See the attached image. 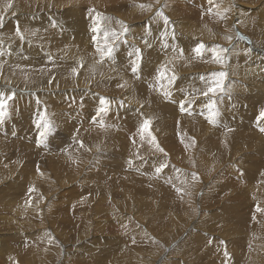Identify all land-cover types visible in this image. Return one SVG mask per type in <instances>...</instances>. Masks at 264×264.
Listing matches in <instances>:
<instances>
[{
  "label": "rangeland",
  "instance_id": "374dc122",
  "mask_svg": "<svg viewBox=\"0 0 264 264\" xmlns=\"http://www.w3.org/2000/svg\"><path fill=\"white\" fill-rule=\"evenodd\" d=\"M97 13L110 19L93 33ZM0 16V93H15L0 126V264H264V0H0ZM118 22L129 31L101 60ZM199 43L227 48L224 63L195 57ZM162 65L177 76L167 98L149 87ZM221 71L224 91L204 97ZM42 115L54 130L37 146ZM145 120L164 152L140 139Z\"/></svg>",
  "mask_w": 264,
  "mask_h": 264
},
{
  "label": "snow or ice",
  "instance_id": "6c2138e0",
  "mask_svg": "<svg viewBox=\"0 0 264 264\" xmlns=\"http://www.w3.org/2000/svg\"><path fill=\"white\" fill-rule=\"evenodd\" d=\"M157 2H159V0H157ZM208 2L211 4V3H213V0H208ZM8 7L10 8L11 4H9ZM139 7L142 9L151 8V5L141 4V5H139ZM228 10L229 9H224L223 12L217 11L216 14L218 16H220L221 18H224V14ZM209 11H211V10H209ZM156 15L163 19L165 25H167L169 23L168 18L163 16L162 11H158ZM101 19L109 20L110 18L109 17H101L100 14L97 13L93 27L91 29L93 33H97L100 31L99 21ZM118 23L121 24L123 32L120 34H117L114 31H110L108 29H105L104 30V46L101 47V46H99V44L97 45L96 51L100 54L101 60H103L105 56H107L108 58H112V56H113L114 48L112 47V45H110L108 43L109 37H111L113 40L119 39L121 36H126L128 31H129L127 25H124L123 22H118ZM2 24H3V16H0V26H2ZM32 34L34 35L35 33L33 32ZM16 35L20 38L21 41L24 40V35L19 30V27H17ZM173 38H175L174 33H173ZM93 39L96 40V37L94 36ZM227 39L231 40V37H227ZM125 43H126V41H125ZM145 43H147V41H145ZM205 51H211L213 62L223 64L225 61L224 54L226 52H228V49L222 48L219 46L213 47L211 49H207L206 45L203 43L197 44V46L193 49V52L195 53V57H197V58L203 57ZM0 55H3V53H0ZM132 55H135V59L132 60V62H131V64H132L131 72L134 76H136V78H139L138 73H139L141 62L143 60V55H142L141 50L139 48H135V47H133L132 52H129V56H132ZM75 71L76 70L73 69V72H75ZM226 75H227V73H225L223 71L214 74L213 78L208 83L206 91H203L202 95L204 97H209V94H211L212 96H215L218 92H223L224 91L223 84H224V79H225ZM201 79H204V78L201 77ZM176 80H177V76L174 73L169 75L167 73L166 65H162L161 68H159L157 70L156 85L150 84L149 87L150 88L156 87L157 91L162 90L164 97L167 98L170 95L169 86L173 85ZM119 86L124 87L123 84H121ZM14 97H15L14 92L8 96H5L4 93H0V126H2L5 123V118L8 115V112H7L8 101L14 99ZM193 99H195V97H193ZM191 102H192L191 100H186L185 103H181L179 106L180 112L184 113L185 111H187L185 104L191 103ZM99 104H100V107H99L96 115L98 117H102V115H106L108 113L110 101H108L106 98H100ZM207 107H208V111H209L208 119L210 122L214 123L215 117L218 116V114H219L218 111H216L215 101L208 103ZM189 114H191L190 111H189ZM259 119L264 120V110H262L260 112ZM93 123H96V120H93ZM150 123H151V121L145 120L142 123V125L140 126V129H139L140 139L143 141L145 139V134H147V136L149 138V142L156 147L157 151L164 152V150L159 147V145L156 142L155 137L152 136V134L149 130ZM100 126L101 127L105 126L102 119L100 120ZM37 127L42 129L39 133L40 138H39V140H37V146H40L42 144H45L47 137L49 136V134H51L53 132L54 126L52 125V123L48 119H46L45 116L42 115L40 117V122L37 124ZM260 130L262 132H264V128H261ZM82 146H83V144L81 142V147ZM165 155H166V153H165ZM131 163L132 162L129 161L130 165H131ZM167 167H168L167 163H162L159 165V167L155 168V173L157 175H159ZM197 179H198V177L196 176V174H193L192 180L195 181ZM168 182L170 183L171 181H168ZM181 183L187 185L188 182H187V180H184V181H181ZM30 191H34V189H30ZM176 191L178 193H180V192H182V189L177 188ZM257 210L260 211L259 208H257ZM46 235H48V234H46Z\"/></svg>",
  "mask_w": 264,
  "mask_h": 264
},
{
  "label": "bare ground",
  "instance_id": "6f19581e",
  "mask_svg": "<svg viewBox=\"0 0 264 264\" xmlns=\"http://www.w3.org/2000/svg\"><path fill=\"white\" fill-rule=\"evenodd\" d=\"M16 10L17 9H15L14 11H16ZM231 18L234 19V20L237 19V16H236V12L235 11H233V14L231 15ZM158 33L162 36L163 39H168V38L172 37L173 30L170 29V28H165L164 27V24H161L160 26H158V28L155 29V34H158Z\"/></svg>",
  "mask_w": 264,
  "mask_h": 264
}]
</instances>
